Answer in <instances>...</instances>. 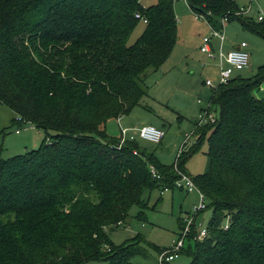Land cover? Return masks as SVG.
I'll list each match as a JSON object with an SVG mask.
<instances>
[{
	"label": "trees",
	"instance_id": "trees-1",
	"mask_svg": "<svg viewBox=\"0 0 264 264\" xmlns=\"http://www.w3.org/2000/svg\"><path fill=\"white\" fill-rule=\"evenodd\" d=\"M186 2L210 27L237 19L264 38V21L237 15L234 0ZM136 14L146 27L127 44ZM176 39L174 0H0V103L45 132L37 149L0 157V264H132L145 254L142 238L117 245L105 229L121 226L132 205L141 219L144 191L176 187L207 132L206 169L189 177L212 215L198 239L195 213L178 252L188 264H264V98L253 94L264 65L211 89L220 118L196 126L200 137L174 163L106 132L146 95L147 72Z\"/></svg>",
	"mask_w": 264,
	"mask_h": 264
},
{
	"label": "rangeland",
	"instance_id": "rangeland-1",
	"mask_svg": "<svg viewBox=\"0 0 264 264\" xmlns=\"http://www.w3.org/2000/svg\"><path fill=\"white\" fill-rule=\"evenodd\" d=\"M234 2L239 8L251 5L252 12L248 16L253 17L257 10L264 11V0ZM155 3L156 0H140L144 8ZM174 12L177 18L175 45L159 68L147 72L143 80L146 95L121 120L109 119L106 123V132L113 137L119 136L120 131L124 129L126 135L135 134L139 125L149 123L162 129L164 136L159 143L135 137L137 143L153 152L162 164L175 162L185 134L192 132L187 140L186 149L197 142L201 132L196 126L199 121L198 115L203 109L208 108L215 120L220 118L219 108L209 102L211 88L204 84L206 78L211 79L213 86L219 83V61L207 59L199 50L203 37L210 35V26L203 17L195 16L186 0H174ZM229 20L224 24L223 30L226 36L225 45L245 41L248 44L246 50L249 55L247 66L241 70H234L232 78H251L256 75L259 67L264 65V38L244 28L237 19ZM145 27L146 24L140 19L128 37L127 44L135 42ZM212 43L217 46L218 42L213 38ZM253 94L264 98V82L253 90ZM15 117L16 114L8 106L0 103V157L3 159L37 149L45 139L44 130L30 124H19L13 121ZM203 124L205 123L201 125ZM16 129L19 130L18 133ZM208 135L209 132L199 143L198 150L185 163L188 176L202 173L206 169ZM198 199L199 192L186 194L177 187L144 191L142 201L147 207L143 210L142 218H137L139 206L132 205L123 224L116 228L108 227L105 232L117 245L137 235L142 238L140 245L145 254L134 255L131 258L132 264H161L158 260L160 250L172 247L181 232L178 218L192 214ZM204 202L207 208L198 212L195 219L197 231L207 227L212 215L209 200L205 198ZM187 244L188 241L185 240V248ZM189 261V255L178 252L177 256L166 264H188ZM87 264L101 263L89 261Z\"/></svg>",
	"mask_w": 264,
	"mask_h": 264
},
{
	"label": "built area",
	"instance_id": "built-area-1",
	"mask_svg": "<svg viewBox=\"0 0 264 264\" xmlns=\"http://www.w3.org/2000/svg\"><path fill=\"white\" fill-rule=\"evenodd\" d=\"M252 6H246L240 8L239 12H236V14H245L248 15L251 12ZM196 17H203V15L195 13ZM136 17H139L143 20V22H146L147 20L140 16L139 14H136ZM254 17L257 21H264V11L257 10L255 11ZM228 19L226 17L221 19V28H214L210 27V35L205 36L202 39V44L199 47V50L204 53L207 58L211 60L217 59L219 61L220 69H219V83L223 84L226 83L228 80L232 78V74L234 70H241L248 64V52L246 51V42H240L239 45L233 49H230L229 51H224L222 44L225 39L224 34V24L226 23ZM215 38L219 42V46L217 50H215L211 45V40ZM205 85L208 87H211L212 89L216 86L212 85V82L210 79L205 80ZM217 84V85H218ZM199 121L197 123V126H200L202 123L207 122H214V116L211 115L209 112V109H203L200 114L198 115ZM16 133L19 132L18 129L15 130ZM192 135L191 133L185 134V138L183 140L182 147L179 149L176 157L179 155V153L182 151V149L187 144L188 138ZM164 136V131L160 128H157L151 124L141 125L137 128L135 134L132 135H126L125 129L121 130V139L120 144L124 142L125 139H133L134 137H138L140 139L153 142V143H159L162 137ZM151 172L153 176H156L155 170L153 167H151ZM175 185L177 188L183 190L185 193H193V192H199V199L197 204L194 205V212L192 214H185L183 221L185 222V226L183 230L181 231L180 237L175 241L172 247L166 248L162 250L158 255V260L162 264L164 262H170L173 260L179 251V249L182 247L184 242V237L187 234L189 230V225L192 222L193 216L195 213L203 210L206 207V204L204 202L205 196L203 193L198 189V187L195 185L191 177H189L186 174L180 173V177L175 181ZM227 222L223 225V228H227ZM207 230L206 228H201L199 231L197 238L202 239L206 236Z\"/></svg>",
	"mask_w": 264,
	"mask_h": 264
},
{
	"label": "crops",
	"instance_id": "crops-1",
	"mask_svg": "<svg viewBox=\"0 0 264 264\" xmlns=\"http://www.w3.org/2000/svg\"><path fill=\"white\" fill-rule=\"evenodd\" d=\"M251 12H252V9H251ZM250 12V13H251ZM255 13V12H254ZM254 16V15H253ZM217 40V39H216ZM225 41H226V36H225V39H224V42H223V44H222V47H223V50L224 51H229L230 49H233V48H235V47H237L238 45H239V43H236V42H231V43H229L228 45H225ZM217 42H218V40H217ZM241 42H245V41H241ZM201 44H202V42H201ZM200 44V45H201ZM211 45H212V47L215 49V50H217V48H218V46H219V42L217 43V46H216V44H214V43H212V40H211ZM247 43H246V47H247ZM246 47H245V49H246ZM247 51V50H246ZM248 52V51H247ZM204 54V53H203ZM205 55V54H204ZM205 57L207 58V56L205 55ZM205 58V59H206ZM208 59V58H207ZM203 66H205L204 65V63H203ZM206 79H210V78H206ZM205 79V80H206ZM211 80V79H210ZM205 82V81H204ZM212 82V81H211ZM205 84V83H204ZM211 88V87H210ZM212 89V88H211ZM211 94V93H210ZM123 118V116H121V117H119L118 119H116V121H118V120H121ZM149 124H151V123H149ZM146 125V124H145ZM151 125H153V124H151ZM139 126H141V125H139ZM127 130V129H126ZM136 132V131H135ZM130 135H132V134H130ZM120 136V135H119ZM118 137V136H117ZM187 194V193H186Z\"/></svg>",
	"mask_w": 264,
	"mask_h": 264
}]
</instances>
